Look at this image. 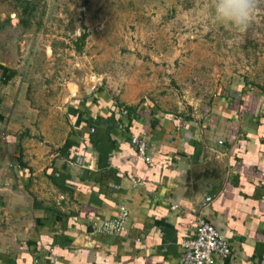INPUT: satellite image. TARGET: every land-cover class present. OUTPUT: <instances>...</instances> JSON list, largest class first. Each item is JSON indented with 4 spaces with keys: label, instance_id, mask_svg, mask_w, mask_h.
Returning a JSON list of instances; mask_svg holds the SVG:
<instances>
[{
    "label": "crops",
    "instance_id": "crops-1",
    "mask_svg": "<svg viewBox=\"0 0 264 264\" xmlns=\"http://www.w3.org/2000/svg\"><path fill=\"white\" fill-rule=\"evenodd\" d=\"M97 83L49 95L0 62V264H181L199 219L230 245L220 264H264V85L173 110ZM122 207L125 232L94 230Z\"/></svg>",
    "mask_w": 264,
    "mask_h": 264
},
{
    "label": "rangeland",
    "instance_id": "rangeland-1",
    "mask_svg": "<svg viewBox=\"0 0 264 264\" xmlns=\"http://www.w3.org/2000/svg\"><path fill=\"white\" fill-rule=\"evenodd\" d=\"M0 62L49 95L148 84L200 110L231 84L264 85V0L243 34L215 22L211 0H0Z\"/></svg>",
    "mask_w": 264,
    "mask_h": 264
},
{
    "label": "built area",
    "instance_id": "built-area-1",
    "mask_svg": "<svg viewBox=\"0 0 264 264\" xmlns=\"http://www.w3.org/2000/svg\"><path fill=\"white\" fill-rule=\"evenodd\" d=\"M129 142L145 163H151L144 137L131 135ZM127 217L128 210L122 207L111 220L94 224V230L105 234H121L125 232ZM180 249L181 264H220V261L231 256V248L226 238L205 219L197 220L193 236L182 241Z\"/></svg>",
    "mask_w": 264,
    "mask_h": 264
},
{
    "label": "clouds",
    "instance_id": "clouds-1",
    "mask_svg": "<svg viewBox=\"0 0 264 264\" xmlns=\"http://www.w3.org/2000/svg\"><path fill=\"white\" fill-rule=\"evenodd\" d=\"M260 0H211L212 16L219 25H231L245 33L254 21Z\"/></svg>",
    "mask_w": 264,
    "mask_h": 264
},
{
    "label": "water",
    "instance_id": "water-1",
    "mask_svg": "<svg viewBox=\"0 0 264 264\" xmlns=\"http://www.w3.org/2000/svg\"><path fill=\"white\" fill-rule=\"evenodd\" d=\"M85 86H86V87H88V85H87V84H86Z\"/></svg>",
    "mask_w": 264,
    "mask_h": 264
}]
</instances>
